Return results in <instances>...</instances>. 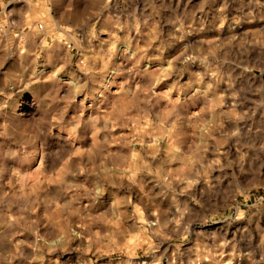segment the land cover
Listing matches in <instances>:
<instances>
[{
	"label": "rangeland",
	"instance_id": "rangeland-1",
	"mask_svg": "<svg viewBox=\"0 0 264 264\" xmlns=\"http://www.w3.org/2000/svg\"><path fill=\"white\" fill-rule=\"evenodd\" d=\"M0 264H264V0H0Z\"/></svg>",
	"mask_w": 264,
	"mask_h": 264
}]
</instances>
